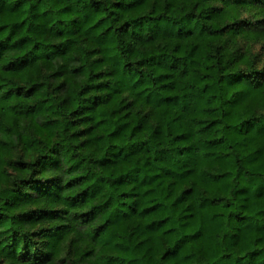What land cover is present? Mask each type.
I'll use <instances>...</instances> for the list:
<instances>
[{
  "label": "trees",
  "instance_id": "trees-1",
  "mask_svg": "<svg viewBox=\"0 0 264 264\" xmlns=\"http://www.w3.org/2000/svg\"><path fill=\"white\" fill-rule=\"evenodd\" d=\"M0 264H264V0H0Z\"/></svg>",
  "mask_w": 264,
  "mask_h": 264
},
{
  "label": "rangeland",
  "instance_id": "rangeland-1",
  "mask_svg": "<svg viewBox=\"0 0 264 264\" xmlns=\"http://www.w3.org/2000/svg\"><path fill=\"white\" fill-rule=\"evenodd\" d=\"M261 48H262V47H261V44L255 45V49H256V50H261Z\"/></svg>",
  "mask_w": 264,
  "mask_h": 264
}]
</instances>
